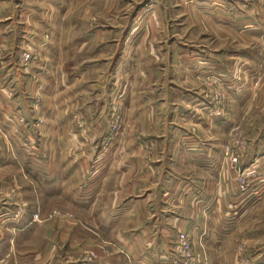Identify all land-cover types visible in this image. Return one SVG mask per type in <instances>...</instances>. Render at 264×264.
<instances>
[{"label": "rangeland", "instance_id": "obj_1", "mask_svg": "<svg viewBox=\"0 0 264 264\" xmlns=\"http://www.w3.org/2000/svg\"><path fill=\"white\" fill-rule=\"evenodd\" d=\"M51 2L56 5L33 2L38 15L55 9L62 17L67 0L62 7L61 0ZM81 4L79 15L85 17V25L89 31L96 27L95 41L63 59L55 45L46 49L47 53L41 46L55 36L45 31L42 44L22 50L31 51L36 59L27 64L21 53L19 63L24 70L34 66L35 76H53L49 93H70L64 102L59 98L50 101L59 106L62 100L68 106L63 117L69 123L61 134L83 142L68 148L69 165L81 166L77 153H83L87 177L77 185L91 188L73 196L88 199L80 210L74 204L66 208L60 193L46 195L24 172L15 186L12 174L16 168L9 165L4 174L9 191L0 194L1 200L11 204L16 216L27 213L32 205L31 220L38 224L31 240L27 231H22L20 239L1 243L3 251L11 250L0 264H65L83 259L96 264L95 243L85 248L83 241L73 242L68 247L69 238L59 237L60 227L56 226L66 220L80 226L79 218L87 220L96 211L90 206L96 198L95 182L88 181L96 172V158L101 157L100 165L108 163L110 159L102 157L104 150L111 147L114 154L119 153L129 138L135 143L146 140L144 149L152 155L161 149L153 138L188 137L195 130L204 138L212 137L203 127L215 122L224 124V155L228 158L225 151L232 149L243 152L239 172L232 170L228 160L235 199L222 217L223 238L213 246L206 240V230L188 232L196 241L200 239L196 249L212 246L215 264H264V0H84ZM21 21L22 26L26 24ZM39 37L35 33L32 41L39 42ZM31 101L32 108L39 110L49 99L35 92ZM17 120L21 124L26 121L21 114ZM32 123L36 137H50L53 127L45 116L33 117ZM19 132L24 151L38 156L40 150L32 136ZM1 135L11 139L2 131ZM96 137L105 139L97 152ZM116 140L118 143L111 145ZM77 185L70 183V189ZM46 222L53 230L48 240L43 229ZM89 227L91 237H96V229ZM80 228L89 235L88 229ZM66 249L75 251V256L67 258ZM50 250L54 256L47 262L35 257Z\"/></svg>", "mask_w": 264, "mask_h": 264}, {"label": "crops", "instance_id": "obj_2", "mask_svg": "<svg viewBox=\"0 0 264 264\" xmlns=\"http://www.w3.org/2000/svg\"><path fill=\"white\" fill-rule=\"evenodd\" d=\"M38 1L55 3L51 2L55 0H0V194L9 191L4 174L11 165L16 168L12 174L16 180L15 186H18L24 172L34 179L40 191L48 196L60 193L66 208L74 204L71 206L80 210L88 198H76L73 193L84 194L91 187H84L82 183L77 185L87 177L83 153H77V162L81 166L69 165L68 148L75 144L81 146L83 142L79 138H68L67 134H61L69 123L63 117L68 106L63 105L62 100L66 101L70 93L64 90H59L56 96L49 93L53 76H35L32 72L34 66L24 70L19 57L22 50L42 44V32L50 31L54 38L41 46L46 50L55 45L63 58L71 51L80 50L88 42L95 41L96 27L89 31L83 21L85 17L79 15L84 0H67L66 7L62 8V17L53 8L52 12L43 11L38 15L37 5L33 3ZM61 1L62 7L64 0ZM21 20H25L26 24L22 26ZM35 33H39V42L32 41ZM61 67L65 68L64 63ZM35 92L49 99L46 106L43 104L39 110L32 108L31 99ZM51 98L62 99L59 106L51 102ZM59 113L61 116L57 118ZM19 114L25 117V124L17 120ZM38 115L45 116L46 123L53 127L50 137L34 135L32 121ZM205 125L203 131L212 133V137L204 138L195 130L188 137L153 138L161 149L152 155H149L148 148L144 149L148 146L146 140L135 143L130 138L125 139V148L115 154L111 147L105 149L102 157L105 160L108 157L110 161L100 165L101 157H97L96 172L88 179L95 182L93 187L96 186V198L92 199L90 205L92 210L96 208L95 216L93 213L87 220L79 216L80 226L68 220L56 224L60 227L59 237L69 238L68 247L73 242L79 244L83 241L85 248L95 243L96 264H176L174 243L177 234L179 231L194 232L195 228L206 230L209 238L206 240L212 246L220 241L223 238L222 217L228 213L230 201L235 199L234 182L222 148L225 143L222 133L224 124L215 122ZM16 128L32 136L34 144L41 151L38 156L24 151L22 135L17 130L14 132ZM1 131L11 139L3 137ZM9 141L13 149L8 148ZM112 143L116 145L118 141ZM104 144L105 139L96 137V152ZM110 162L113 163L110 165ZM70 183L77 187L70 189ZM6 202L1 200L0 195V247L1 243L20 239L22 231H27L31 240L38 224L31 220L34 208L30 205L27 213L16 216L12 213L11 204ZM51 226L44 223L47 240L53 237ZM81 226L89 230V235ZM89 226L96 229V237H91L90 231L93 230ZM212 246L197 248L200 264H215ZM9 250L0 248V259H5ZM52 251H43V255L36 253L35 257H42L47 262L54 256ZM74 252L66 249L64 254L67 258H73ZM65 264L90 263L83 259Z\"/></svg>", "mask_w": 264, "mask_h": 264}, {"label": "built area", "instance_id": "obj_3", "mask_svg": "<svg viewBox=\"0 0 264 264\" xmlns=\"http://www.w3.org/2000/svg\"><path fill=\"white\" fill-rule=\"evenodd\" d=\"M22 59L25 63L31 64L36 59V56L31 51H24L22 53ZM225 153L228 156L232 170L234 172H239V164L243 152L232 149L230 153L228 150H226ZM197 244H200V239L196 241V238L190 232L179 231L174 244L176 264H200L196 249Z\"/></svg>", "mask_w": 264, "mask_h": 264}]
</instances>
